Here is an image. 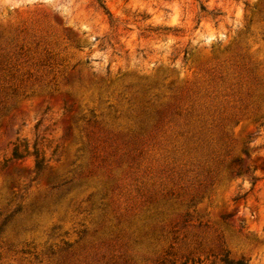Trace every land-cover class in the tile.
Instances as JSON below:
<instances>
[{"label": "rangeland", "instance_id": "374dc122", "mask_svg": "<svg viewBox=\"0 0 264 264\" xmlns=\"http://www.w3.org/2000/svg\"><path fill=\"white\" fill-rule=\"evenodd\" d=\"M0 264H264V0H0Z\"/></svg>", "mask_w": 264, "mask_h": 264}, {"label": "trees", "instance_id": "16d2710c", "mask_svg": "<svg viewBox=\"0 0 264 264\" xmlns=\"http://www.w3.org/2000/svg\"><path fill=\"white\" fill-rule=\"evenodd\" d=\"M13 157H14V158H18V157H20V154H19V152L17 151V149H14ZM39 164H40V161L37 160V161H36V165L39 166Z\"/></svg>", "mask_w": 264, "mask_h": 264}]
</instances>
